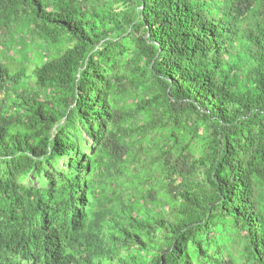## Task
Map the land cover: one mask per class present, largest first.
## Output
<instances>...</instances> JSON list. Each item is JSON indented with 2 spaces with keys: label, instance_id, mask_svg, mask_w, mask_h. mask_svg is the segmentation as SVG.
<instances>
[{
  "label": "trees",
  "instance_id": "trees-1",
  "mask_svg": "<svg viewBox=\"0 0 264 264\" xmlns=\"http://www.w3.org/2000/svg\"><path fill=\"white\" fill-rule=\"evenodd\" d=\"M0 264H264V0H0Z\"/></svg>",
  "mask_w": 264,
  "mask_h": 264
}]
</instances>
